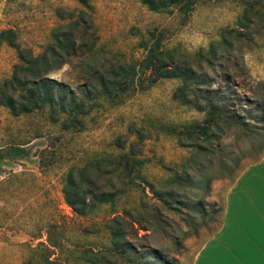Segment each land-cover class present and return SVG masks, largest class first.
<instances>
[{
    "label": "rangeland",
    "instance_id": "obj_1",
    "mask_svg": "<svg viewBox=\"0 0 264 264\" xmlns=\"http://www.w3.org/2000/svg\"><path fill=\"white\" fill-rule=\"evenodd\" d=\"M89 1L94 45L86 51L87 38L48 76L76 101L86 81L96 96L99 74L137 63L141 43L156 39L194 71L176 91L187 102L173 98L179 78H159L117 102L97 96L77 115L79 128H63L64 115L52 120L48 106L12 115L0 105V148L24 149L0 163V264H191L221 222L226 188L264 152V0H193L188 15L139 0ZM54 21L45 1L0 0V29L13 28L34 54ZM16 60L2 43L0 80ZM84 165L83 179L72 171L86 193L75 214L62 191L68 171Z\"/></svg>",
    "mask_w": 264,
    "mask_h": 264
},
{
    "label": "trees",
    "instance_id": "obj_2",
    "mask_svg": "<svg viewBox=\"0 0 264 264\" xmlns=\"http://www.w3.org/2000/svg\"><path fill=\"white\" fill-rule=\"evenodd\" d=\"M47 2L51 15L55 21L48 28V41L40 52L34 54L30 48L21 47L17 41V32L11 28L0 29V45L5 43L16 52V62L12 65L10 75L0 80V105L6 107L12 115L28 113L34 109L48 106L52 120L60 112L64 115L61 122L63 128L81 126L78 114H84L82 107L96 105V97L101 95L110 102H117L123 98L125 92H133L143 83L151 84L159 78H179L180 85L173 93V98H179L176 91L187 88L188 83L194 78V71L190 66L178 64L172 60L170 53L161 49L156 39L150 43H141L145 50L143 57L132 65H119L109 77L98 75V93L95 96L88 93L91 88L90 81L84 84L85 94L76 101L74 94L63 83L49 77L48 74L66 63L83 42L88 38L90 47L94 45L96 36L93 33V24L90 16L92 5L89 0H75L77 7H68L54 4L52 0H37ZM141 4L153 12H163L175 7L184 15L191 13L194 7L193 0H139ZM97 67L93 62H85L86 74L97 75ZM78 108V109H77ZM243 124L246 123L241 120ZM202 134L206 128L198 126ZM24 149L20 146L0 148V163L5 157L20 156ZM86 165L81 168H71L65 179L63 196L65 204L75 214H82V205L85 203V194L78 188V181L72 176V171L83 179ZM104 202V199H100ZM118 218V217H117ZM115 220V217H113ZM114 241L120 239L117 231H110ZM90 260V259H87Z\"/></svg>",
    "mask_w": 264,
    "mask_h": 264
},
{
    "label": "crops",
    "instance_id": "obj_3",
    "mask_svg": "<svg viewBox=\"0 0 264 264\" xmlns=\"http://www.w3.org/2000/svg\"><path fill=\"white\" fill-rule=\"evenodd\" d=\"M219 226L191 264H264V152L226 188Z\"/></svg>",
    "mask_w": 264,
    "mask_h": 264
}]
</instances>
